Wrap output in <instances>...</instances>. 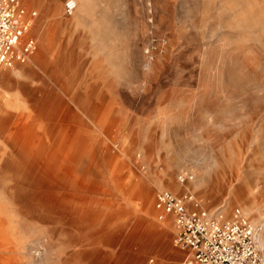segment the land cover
I'll return each mask as SVG.
<instances>
[{
  "label": "rangeland",
  "instance_id": "rangeland-1",
  "mask_svg": "<svg viewBox=\"0 0 264 264\" xmlns=\"http://www.w3.org/2000/svg\"><path fill=\"white\" fill-rule=\"evenodd\" d=\"M21 1L38 47L0 67V264H177L154 203L178 184L226 218L239 208L264 241V0H89L87 15ZM12 126L85 135L100 189L56 205L61 190L18 177Z\"/></svg>",
  "mask_w": 264,
  "mask_h": 264
},
{
  "label": "built area",
  "instance_id": "built-area-1",
  "mask_svg": "<svg viewBox=\"0 0 264 264\" xmlns=\"http://www.w3.org/2000/svg\"><path fill=\"white\" fill-rule=\"evenodd\" d=\"M65 12L76 9L75 0H66ZM37 11H29L21 0H0V67L26 63L38 43L31 34ZM182 183L192 179L180 176ZM154 209L158 221L174 223L175 243L186 250L177 264H264L258 247L259 228L239 209L232 218L210 211L191 193L170 189L157 192Z\"/></svg>",
  "mask_w": 264,
  "mask_h": 264
},
{
  "label": "bare ground",
  "instance_id": "bare-ground-1",
  "mask_svg": "<svg viewBox=\"0 0 264 264\" xmlns=\"http://www.w3.org/2000/svg\"><path fill=\"white\" fill-rule=\"evenodd\" d=\"M77 2L75 11L78 12L81 9L87 15L90 8L88 6L89 0H80L78 5ZM55 3L57 4L56 0ZM103 114V116L108 114L107 109L104 110ZM13 128L12 126V130L10 129L13 136L8 138V140L12 145L11 149H14V166L18 177H26V179H30L33 182L38 178H42L38 179L41 181V185H46V188H52L51 190L55 192L61 190L62 193H57L56 199L54 196L56 205L64 197H67L66 191L68 189L76 188L91 192H96L100 189L98 182L91 183V178L87 176L88 171L84 170L80 163L89 148L85 135L83 136L78 132L76 136L63 139L53 136H41L33 139L32 135L27 137L22 134V127L17 126L14 130ZM189 187L185 184H178L173 190L181 193ZM136 193L143 198L145 210H152L153 195L142 189H139ZM152 235V239L159 237L158 232H154ZM258 240L257 237L259 246L264 250V241Z\"/></svg>",
  "mask_w": 264,
  "mask_h": 264
}]
</instances>
